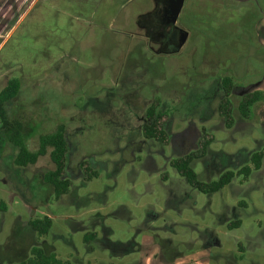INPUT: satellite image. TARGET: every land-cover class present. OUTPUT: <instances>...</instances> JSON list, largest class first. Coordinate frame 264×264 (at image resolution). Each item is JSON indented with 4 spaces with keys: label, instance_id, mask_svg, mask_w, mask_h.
<instances>
[{
    "label": "rangeland",
    "instance_id": "obj_1",
    "mask_svg": "<svg viewBox=\"0 0 264 264\" xmlns=\"http://www.w3.org/2000/svg\"><path fill=\"white\" fill-rule=\"evenodd\" d=\"M256 1L264 10V0ZM155 2L0 0V92L21 80L8 107L27 127L32 151L39 136L67 125L64 176L71 184L58 198L43 181L54 169L50 156L18 168L5 141L0 264L30 257L31 241L11 239L16 223L28 234V222L46 216L52 229L35 244L71 264H264V160L248 180L237 177L212 195L171 166L210 141L193 169L211 182L250 166L253 153L264 150V104L247 121L237 111L245 96L264 92V62L239 43H246L256 4L186 0L180 22L188 24L189 40L178 53L157 54L145 33L151 19L144 18ZM259 40L264 45V26ZM248 52L251 59L240 58ZM231 67L236 85L226 104L220 79ZM151 106L162 117L166 144L143 136ZM220 106L233 112L231 129ZM87 169L97 177L89 180ZM237 221L241 226L229 229Z\"/></svg>",
    "mask_w": 264,
    "mask_h": 264
},
{
    "label": "trees",
    "instance_id": "obj_2",
    "mask_svg": "<svg viewBox=\"0 0 264 264\" xmlns=\"http://www.w3.org/2000/svg\"><path fill=\"white\" fill-rule=\"evenodd\" d=\"M255 12V19L252 20L251 30L246 35V43L242 38L239 39V43L246 44L248 48H254L257 55V61L264 62V45L259 40V33L257 32V26L262 19V15L257 7ZM190 13V12H188ZM184 23V20H182ZM243 23V21H242ZM184 28L188 26L185 22ZM249 35H252L249 36ZM251 38L253 39L252 42ZM262 56V60H261ZM252 58L249 56V52L242 55L240 58ZM255 59V58H253ZM248 64V62H247ZM249 65H251L249 63ZM249 67V66H248ZM230 73L227 71V75L220 79L221 89L225 96L226 104L230 102L233 95L234 87L236 85V78L234 68H230ZM248 72V70H247ZM259 80L264 78L258 77ZM250 83V82H249ZM248 84V83H247ZM246 85V84H245ZM22 89V82L20 79H12L8 82L7 86L0 92V160L5 148V141L13 146L15 151L14 164L18 168H27L29 166L36 165L41 157L50 156L54 169L49 171L43 176L44 183L48 184L54 191L58 198L65 196L69 193L71 184L65 179L67 156L69 152V145L66 137L67 125L61 124L56 127L51 134H43L38 138V145L35 151L29 149L26 138L27 127L20 121L14 120L10 115L9 104L15 100ZM264 104V92L256 90L249 95L245 96L238 104L237 111L242 120L247 121L254 113V109L258 105ZM221 113L225 118V123L228 129H231L234 125L235 118L233 112L227 109V107L220 106ZM147 123L143 127V136L147 140H154L161 144H166L168 141V133L162 123V117L159 114L157 107L151 106L146 112ZM27 126V124H26ZM211 146L210 141L202 143L200 154H190L184 158L174 159L171 166L178 172V174L186 180V182L198 192L206 195H212L220 192L226 186L230 185L237 177H242L244 181L248 180L253 171H259L262 168L264 160V150L253 153L250 166H245L238 172L227 171L220 175L219 179L211 182H203L199 179L198 174L193 169V163L196 159H202L209 153ZM86 175L89 180L97 177L96 172H91L90 169L86 170ZM7 204L3 201L0 202V218L2 214L7 212ZM53 220L46 216L42 219H32L28 222V234H25L22 230V223L17 222L13 231L11 239L22 238L31 244H29L30 257L25 261L17 264H71L69 261L61 260L57 257L52 247L45 246L41 248L35 244L36 239H41L47 236L52 229ZM241 226V222L237 221L230 224L229 229H236ZM95 236H85V242L88 243L93 240ZM21 239V240H22Z\"/></svg>",
    "mask_w": 264,
    "mask_h": 264
},
{
    "label": "flooded vegetation",
    "instance_id": "obj_3",
    "mask_svg": "<svg viewBox=\"0 0 264 264\" xmlns=\"http://www.w3.org/2000/svg\"><path fill=\"white\" fill-rule=\"evenodd\" d=\"M185 2L176 23L173 22V19L179 8V0H156L153 14L144 16V18L151 19L145 26V33L158 46L157 50L153 49L155 53H178L185 46L179 48L180 43L186 36L185 33L188 32L180 22ZM189 37L190 34L187 41Z\"/></svg>",
    "mask_w": 264,
    "mask_h": 264
},
{
    "label": "water",
    "instance_id": "obj_4",
    "mask_svg": "<svg viewBox=\"0 0 264 264\" xmlns=\"http://www.w3.org/2000/svg\"><path fill=\"white\" fill-rule=\"evenodd\" d=\"M184 2H185V0H179V8L177 9L176 15H175V17H174V19H173V22H174V23H176V21H177L179 15H180V13H181V10H182V8H183V6H184ZM185 34H186V36L184 37V39H183L182 42L180 43L179 48H182V47L186 44V42H187V38H188V36H189V32H186Z\"/></svg>",
    "mask_w": 264,
    "mask_h": 264
},
{
    "label": "crops",
    "instance_id": "obj_5",
    "mask_svg": "<svg viewBox=\"0 0 264 264\" xmlns=\"http://www.w3.org/2000/svg\"><path fill=\"white\" fill-rule=\"evenodd\" d=\"M233 1H235V0H233ZM247 1V0H246ZM248 1H250V0H248ZM236 2H237V0H236ZM245 2V1H244ZM253 2L256 4H254L255 5V7H257L258 9H259V11H260V13H261V15H262V19L259 21V23H258V26H257V32L259 33V26H264L263 24H264V10L262 9V7L260 6V4H258L257 3V1L256 0H253ZM262 24V25H261Z\"/></svg>",
    "mask_w": 264,
    "mask_h": 264
}]
</instances>
